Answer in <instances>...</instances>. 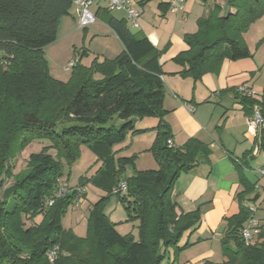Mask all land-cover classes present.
<instances>
[{"label":"trees","instance_id":"16d2710c","mask_svg":"<svg viewBox=\"0 0 264 264\" xmlns=\"http://www.w3.org/2000/svg\"><path fill=\"white\" fill-rule=\"evenodd\" d=\"M204 1L207 16L198 19L195 33L184 35L188 49L174 59L182 66L180 75L194 80L218 74L226 59L252 57L242 35L264 14V0H226L225 12L219 2ZM166 5L160 3V8L165 10ZM72 9L74 0H0V188L12 177V158L30 142L48 138L58 151L56 156L32 153L28 168L0 196V264H162L171 247L180 251L189 246L190 242L183 247L179 243L200 227V210L179 213L174 191L182 173L211 162L212 149L197 137L182 146L169 145L172 131L165 121L160 62L166 49L147 35L134 33L125 19L108 20L124 46L120 54L102 61L95 58L89 66L78 63L68 81L55 78L45 48L57 40L60 21ZM234 93L247 116L257 105L264 118V91L258 98ZM146 117L159 118L150 148L159 167L135 169L125 176L134 157L119 154L129 146L124 143L131 133L148 131L137 127ZM260 132L264 147V127ZM82 144L102 162L91 182L109 194L92 208L86 236L62 225L74 192L46 204L62 175L61 157L75 161ZM251 153L235 161L242 186L236 194L240 209L223 219V260L205 259L201 264H264V228L260 226L253 243L242 236L251 215L248 202L256 204L259 199L257 184L246 173ZM121 181L128 188L115 194ZM113 194L124 205L127 220L138 222V239L133 233H120L118 223L105 212Z\"/></svg>","mask_w":264,"mask_h":264},{"label":"crops","instance_id":"0c3cea01","mask_svg":"<svg viewBox=\"0 0 264 264\" xmlns=\"http://www.w3.org/2000/svg\"><path fill=\"white\" fill-rule=\"evenodd\" d=\"M160 3H166L167 8L161 9ZM209 3L211 4L212 1ZM150 4L149 0H144L139 8L143 11L147 6L157 5L158 10L155 9V14H160L161 21L157 28L146 26V29L148 30L147 36L155 45L157 44L156 46L159 48L167 46L168 48L160 59L162 68H164L166 62L188 49L183 35L186 29L182 25L188 22L193 14L198 19L207 16L209 6L205 1L202 6L198 0H186L183 10L173 12L169 7V0H155ZM95 12L97 19L100 20L91 26V30L88 29L89 27L86 28V31H89L88 36L91 37V45L94 44V50L100 52L99 54L104 56L103 59L115 58L124 50V46L108 20L111 16L126 20V13L98 6ZM76 22V12L64 16L58 27L57 41L61 39V36L65 39L78 32ZM127 24L131 29L128 22ZM140 30H143L142 23ZM153 37L158 43L153 40ZM57 41L45 48L49 56L52 54L48 50L50 49L51 52L52 49V59H58L59 56ZM97 41H102V43H97ZM72 46L76 47L75 44ZM84 52L89 51L85 49ZM171 68L174 71L173 76L163 75V80L168 84L165 86L164 107L168 110L165 121L171 127L173 145L182 146L189 138L197 137L212 149L210 163H202L193 171L182 173L177 181L174 191L178 203L177 211L180 213L199 209L202 223L198 230L203 233L211 232L214 238H222L225 233L224 217L232 216L240 209L236 194L242 186L239 183L235 161L244 153L252 150L251 168L246 170V173L249 179L257 184L256 194L259 198L261 196L259 189L261 187L264 189V175L262 178L258 177L261 174L256 171L257 168L264 166V147H261L258 140L261 132L259 131L256 136L249 133L247 115L234 93V90L238 91L240 86L253 89L257 77V65L247 63L245 59L237 61L226 59L218 74L207 73L201 78V84L194 82V85L192 79H184L180 76L181 67ZM61 80L68 81L69 79ZM148 121L146 118L138 121L137 127L148 129L155 126V120H150L154 122ZM141 168L140 170H144L153 167ZM251 173L256 175L254 179L250 177ZM250 202L248 204L253 203ZM260 205L262 206L261 203ZM258 214L259 212H256V217L260 226L264 228L263 216ZM206 257L208 259V256ZM203 260L204 258L199 260L198 264H201Z\"/></svg>","mask_w":264,"mask_h":264},{"label":"rangeland","instance_id":"374dc122","mask_svg":"<svg viewBox=\"0 0 264 264\" xmlns=\"http://www.w3.org/2000/svg\"><path fill=\"white\" fill-rule=\"evenodd\" d=\"M153 1L155 0H149V4H152ZM201 1L204 2V0H198L199 4L203 6V2ZM210 1L219 2L224 6L223 12L226 11V0ZM95 8L96 6H94L92 9L95 10ZM155 9L158 10L156 4L155 7L147 6L143 11H141L142 13L140 21L142 23L143 30H140L141 27L136 28L129 24L131 29L141 35H147V27L157 28L159 22L161 21V18H159L160 14H155ZM74 12L75 9H72L71 14H74ZM97 20L100 19L98 18ZM182 27L186 29L185 34L195 33L198 30V18H195L194 14L191 15L188 22H185ZM88 29L91 30L92 27L90 26ZM78 30V32L68 38L64 39L61 36V39H59L58 41L56 40V44H59V56L57 57L58 59L53 58V61L52 49L51 52L50 49L48 50V52L52 54V56L46 54V57L48 56L47 59L49 61L50 72L57 79H70L73 74L74 68L67 69L66 67L72 61L77 60L78 63H81L83 65H90L97 55L98 59L104 58L102 54H99L100 52L94 50V44L91 45V37H89L87 34L89 31L87 32L86 28L82 29L79 26ZM242 36L244 42L247 44L253 54L252 57L246 58L245 61L247 63L257 65V77L254 81L253 89L259 95H261L264 91V14L256 21H254ZM153 40L158 43L156 38L153 37ZM97 43H102V41H97ZM72 44H75L76 47L72 46ZM85 49H87L89 52L85 53ZM161 49H166L164 54L168 50L167 46H164ZM175 57L176 55L172 58V60H169L165 63L163 68L165 77L173 76L174 71L171 67L178 66L182 68V66L174 60ZM67 59H69L68 62H66ZM192 80L193 85L195 84L194 82L201 84L200 82L202 81V79ZM167 85L168 84L165 83V86ZM146 120H149L148 122H154L150 120H155V126L148 128V131L143 133H131L126 143H124L128 144L129 146L123 149L119 154V156L134 157V162L127 165L126 171L124 173L125 176L132 175L135 169H142L141 167H153L150 169H157L159 167L155 155L150 151V148L152 147L157 137L158 130L156 126L159 123V118L146 117ZM151 137H153L152 140ZM50 144L51 141L48 138L37 139L30 142L24 149L16 153L11 161L12 177L5 179L4 187L0 188V196L3 195L4 189L10 185H13L16 178L21 176L22 172L28 168V161L32 153H40L41 151H46L53 154L54 156L58 154L57 149L54 146H50ZM79 152V156L75 161H69L65 156L61 157L62 175L60 177V180L62 181V183L67 184L71 187L80 186L86 189L87 198L81 203L80 206L75 207L71 205L68 208V210L62 216V225L66 230H73L80 236H86L88 233V217L92 208L102 197L109 194L106 190L97 187L91 182V178L96 173L97 169L101 166L102 162L98 160V157L91 151L90 147L87 144L80 145ZM255 176L256 175L254 173L250 174V177L253 179L255 178ZM258 177L262 178V175H259ZM259 193L261 196L259 198V201H257L258 203L256 204V206L257 212H259L258 215L263 216L262 221L264 223L263 187L259 189ZM260 203L262 204V206L260 205ZM104 209L110 219L118 223L117 228L120 233H133L137 239L139 238L138 222L127 220V211L117 195H110L109 199L105 203ZM40 220L41 217L39 216L36 221ZM30 224L31 221L27 220V225ZM221 239L222 238L219 237L214 238L211 232L203 233L198 229L193 233L187 232L181 239L179 246L183 247L188 242H190L191 244L180 251H178L177 247H171L168 253V260L172 262L176 260V262L179 264H198L199 260H201L202 258H204L205 260L207 259L206 256H208V259L220 262L223 260ZM209 253L211 254L209 255ZM168 260L164 261L162 264H167Z\"/></svg>","mask_w":264,"mask_h":264},{"label":"built area","instance_id":"2783aa9c","mask_svg":"<svg viewBox=\"0 0 264 264\" xmlns=\"http://www.w3.org/2000/svg\"><path fill=\"white\" fill-rule=\"evenodd\" d=\"M143 1L144 0H74L76 20L78 26L82 29L92 26L97 21V14L92 8L94 6H98L99 8L105 7L111 11H124L126 13L127 22L136 28H140L141 11L139 6ZM185 2L186 0H169V7L171 11L178 12L184 9ZM77 64V60L72 61L66 68H74ZM238 91L243 95H248L254 98H258L260 96L254 89L245 86H240ZM246 122L248 125V131L252 134V136H256L260 129L264 127V118L257 105L254 107V113L251 116H247ZM168 143L170 146H173L171 139ZM256 171L259 174L264 175V166L257 168ZM127 188V182L121 181L118 186L114 188L113 192L115 194L123 193L126 192ZM70 191L75 193L72 205L75 207L80 206L86 198V189L80 186L71 187L62 183L60 179L58 180V187L56 191L47 199L46 204L51 206L55 202L56 198L62 197ZM249 211L251 212V215L242 231V236L246 243H253L256 241L261 232L260 223L256 217L257 206L255 203L250 204ZM50 257L52 260L55 258V251L50 252Z\"/></svg>","mask_w":264,"mask_h":264}]
</instances>
